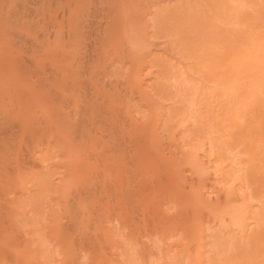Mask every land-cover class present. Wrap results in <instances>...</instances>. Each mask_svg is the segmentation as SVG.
<instances>
[{
  "label": "rangeland",
  "instance_id": "rangeland-1",
  "mask_svg": "<svg viewBox=\"0 0 264 264\" xmlns=\"http://www.w3.org/2000/svg\"><path fill=\"white\" fill-rule=\"evenodd\" d=\"M4 1L6 4H8V6L14 2V0ZM17 1L19 2V0ZM89 1L90 2L87 3L88 5H92L94 2H96L94 0V2L91 0ZM136 1L138 6H135ZM136 1L130 0L129 4L131 3L134 5L130 4L129 7L132 8L134 6L133 9L137 8L138 11L135 9V15L137 14V16H139L138 18L141 20L143 18L142 16L145 18V12L143 11L147 10L148 5L155 1L158 2L157 4L160 3L159 7L162 8L166 18H169V21H172V23H169V25L174 32L173 36H178L177 38L180 40V43L178 42L177 45L176 43H174L175 45H172L170 42L173 43V41L170 40V42H168L169 40L167 38H164V40L163 38H152L149 33L147 34L148 36L146 35L147 37H150L154 40V42L151 41V45L154 43L153 46H155V49L154 47L150 46L148 43L149 41L147 42V44H149L147 46L151 49H154V51L158 49L157 51H159L160 54H164L166 61L168 60L170 62L167 63L170 64V66L169 64L168 66L170 67V71H172L171 74L176 76L174 77L176 81L178 77L180 80L182 79L180 83V80H178L177 83L179 85L175 83V85L178 86H173V92H170V95L171 93H175V95L173 94L174 98L172 100L169 99L165 101L160 98V101L159 98L154 96L155 99L157 98L160 101L158 102L156 100V104L161 102L163 104H168L170 100V103H175V105L171 104L173 106V111L175 112H173V118H171L173 115H170L171 117H169V115H165L166 113L168 114V112H165V110L168 111L167 104V109H165V105L158 108L153 102V105L155 104L154 111H156V113L154 111L152 112V109L148 107L149 104V106H151V101H145L147 99L141 100L142 97L140 93L137 92L138 89H135L137 88V84H134L132 82L133 80H127L131 78V75L129 76L125 71H128L130 74V65H132V62L130 59L131 57L126 55L125 52H127L129 49V47L126 49L127 46L131 44L126 41L125 44L124 42L121 45L118 44V48L116 49L115 42L113 43V41L103 37L104 33H108V31L105 30L107 28L106 24H108L107 21L109 22L107 19H110L108 16H111L112 14L109 13L110 15L106 16V10L104 11L102 9H106V4L108 5L110 0H99V3L96 2L97 5H99L102 9H98L101 12V15L99 14L98 16L101 17L94 18L96 22H94L95 33H82L81 35H89L90 37L85 36L83 38L80 35L79 37L81 40H75L70 44V47L66 51L67 58L64 60V62L67 63L64 64V62H62V68L61 65H59V62H57V58H55L57 55L54 57V53L58 54L60 51H58V49L61 48L62 45L61 41H58L57 36L55 35V21L53 22V34L50 36L47 35V37V33L45 34L44 32V34H41L37 37V43L35 42L36 44H34L33 42L36 36H30L26 31V29L30 31V25H25V28H22V24L24 25L25 23H28L24 22V19L26 18L21 16V28L18 26V23L15 24L17 21H13L15 20L13 17L12 21L11 18H9L12 24L17 26V29L19 27V31L16 29L15 25L9 28L8 26H11V24L6 26V23L9 21L5 22L8 17L6 15L9 14L8 12H5L7 11V5L3 4L5 9L3 7V9L0 8V18L2 19H0V22L2 21L1 24H3V26L1 25L0 28V50H5L7 48L8 50L10 49V51L13 53V56L14 53H16L15 58L18 51L21 52H18V54H22L24 52V54H22L23 57L20 55V58L22 57L24 62L18 58V55L17 59L24 64L22 66V70L23 72L27 73L23 74L22 70H19L17 72L18 78L16 81L21 83L23 80H25V83H21L23 87H25L24 84H26V82L28 83V80H31V78L33 81L37 76L46 75L45 72L52 75L53 80L55 78L54 81L56 82V84L51 85L53 87V113L56 111V114L53 115H56L55 118H57V114L61 112V114L65 115L67 121L75 118V120H72L77 123L76 118H78L79 122L78 124L75 123V125L73 124V121L70 122L69 125L64 124L67 127L65 130L55 131L53 127V135L48 134L44 136L43 138L46 142L43 144L39 142L40 138H30V136L27 134L24 135V138L23 136L20 137V139L17 138L18 136L15 129L13 130L16 132L15 141L14 139H11L10 136L12 135H9L7 139L8 143H15L17 139H19L15 144L21 145L20 147L24 150L23 152L28 155H36L39 161H44L46 164L45 175L47 177L48 185L45 190L38 193L36 201H23L18 204L16 207V213H18V218L20 221L17 222V215H12L14 227L16 226L18 232L23 235V237H28L29 235L27 234H30L31 237L36 238V243H34V245L32 243L26 247H19L14 243H8L9 246L11 245L10 247L8 246L9 249L7 246L5 247V255H8L2 256L6 257L4 260H7L8 262L10 261L9 263H12L16 257H19L20 259H17L20 261H14L15 264H104V262L107 261L111 255L115 256V253L119 251L117 247V244L119 243V237L115 233H112V235L109 237L101 236L100 234L97 235L96 233L98 232L99 226L102 222L103 225H112L116 220L110 218V221L107 222V220L103 221L102 219V222L100 221V223L96 216L91 218L86 216L88 215L89 208H91L92 205L89 203V199L86 197V193L84 192V184L88 181L91 175L96 173H103V175H106L105 177L111 180L112 177H114V170L110 165L111 162L109 163L106 160V165L104 166L95 167L91 165L93 162L92 154L95 151L101 149L103 145L112 143L110 141L111 139L106 140V142H99L97 134H100V129H103L102 134L107 139L109 136L107 130L108 126L111 121H115V117L117 118L116 121L118 122V120H122L124 117L126 119V114L129 113V115L131 114L130 116L134 118L136 117L137 119L142 118L144 121L141 119L140 121L147 123V120L155 119V117L160 114V112L157 111H160L161 109V113L163 112L162 114L164 118L161 114L162 118L155 119L156 123L154 122V124H156V126L159 127L158 129H160L159 125L162 124L161 121H163L165 118L166 123H169L168 125L164 124L162 132H158V134L160 133L158 135L159 137H157L159 143L156 142V144L160 145V151L163 152L162 154L165 156L171 155L173 158L177 156V160L183 157L182 155L184 152H189L190 155L189 153H186L187 159L183 161L185 159L184 157L183 160L180 161L179 165L175 166L176 168H174V171H176L175 180L179 179L178 182L175 183L176 181H172V185L165 186L162 189L154 187L156 185H153L155 183H153V181L158 176L160 177V175L164 176L161 173L163 171L161 165L163 164L161 162L159 163L157 160H154L157 156L153 155V158L147 155L146 157L140 156L142 159L139 158V160L141 159V162L138 161L139 164H137V175L140 173V177H138L140 180L142 178V180L145 181L144 183H146L145 188L147 186L148 189L144 188V191L146 190L150 193L152 192L151 190L154 191L156 188L155 190H157V192H154L157 193L156 195H158V198L165 201L168 200L167 202L170 201L169 203L172 202V206L174 202L171 201V199L179 196L181 201L185 204H183V206L182 202L180 203L181 205L179 204V207H183V209L182 207L180 208V212H185L186 210L188 213L187 216L191 215L190 210L193 206L192 204H187L188 200H186V195L190 193L192 194V190L195 191L197 187H199L201 192L197 189L198 192H203L202 195L204 194L202 201H206H204L203 205L201 204V206L198 204L199 211L201 210V212L199 214V222L197 224V228L199 227V230L197 228L195 229L196 235L194 238L198 239L196 240L193 237H190L191 235L189 233H186L185 235L184 231L181 230V232L179 230L181 229L179 228V225L175 227L176 223H181L180 220L187 217L186 212L184 215H182L184 213L183 212L181 213L182 216H179L180 220L174 218H178L177 215H180L178 212V205H176L177 208L175 207V210L172 207H170L171 209L169 208V210L167 209V211L171 210V213L168 212V214H170L169 223L171 222V219L174 220L171 222L172 224L168 225V217L166 222L167 224H165L169 228H166V231L164 230V233H159V235L154 232L152 218L149 217L151 213L149 208L151 206V201L149 199L150 194H147L146 199L143 198L146 200L145 202L142 201V197L139 199V201L137 200L138 203L142 201L141 206L138 203L137 205H139V207L136 206V209H139L137 212H140L138 214L141 215L143 212L145 215L144 220H137L134 229L135 237L137 238L136 241L139 242L137 243V248L139 249L142 246L141 242H145L149 252L146 250L145 253H148H144L145 256H143L142 252L144 251H142L140 248L141 250L139 251L141 252L139 255V251L136 248V252L138 251L136 253L137 255L135 253L130 254L132 259L131 264H264V0ZM84 3L86 2H83V4ZM54 4L56 6L58 5L56 3ZM99 6L97 7L99 8ZM36 7L37 5L34 6V8ZM150 8L154 10L156 7L151 6ZM19 10L20 7L18 5L17 14H15V18L18 20V22L20 16L16 17V15H19ZM55 10L53 9V12ZM4 12L6 15H4ZM136 12L140 14L143 12L144 14L140 16ZM1 15L4 16V18ZM147 17L148 14L146 18ZM96 19H99V22L101 23L97 24L98 20L96 21ZM141 20H139L140 27L143 26V20ZM7 27L9 28V32L8 29H6ZM14 27L16 29L15 31H18V33H11L12 30L10 31V29L13 28L14 31ZM104 30L106 32H104ZM81 32H86V30L83 29ZM15 33L18 34L17 36L20 38V40H17V36L13 35ZM98 35H100L99 39H97ZM104 35L106 37V34ZM29 36L33 41H31V39L29 40ZM23 37L27 38L26 43H21V39H23ZM10 38H15L14 46L12 43L13 40L10 41ZM83 39H85V44L83 43L84 41H82ZM56 40L59 46L58 48ZM92 40H94V44L92 43ZM76 41L77 43H75ZM90 43L95 45L96 48L98 46L101 49H96L95 46H90L91 52L88 51ZM97 44H100V46ZM121 46H123V48L126 46L125 49L127 51H125V49L122 50ZM12 47L15 49L18 48V51L14 48L13 49L15 52L12 51ZM19 47L22 51L19 49ZM22 47L24 48L22 49ZM131 47L129 51L132 49L135 51L133 44ZM30 49L32 51H30ZM33 49H35V51L37 50L36 53ZM98 49L99 51L101 50V54L98 53ZM120 49L122 52L125 51L123 53L125 56L122 54L124 57L123 66L120 67V70H123V74H121L122 76L119 75V77L118 75L116 76L118 79H120L119 82L116 81V83H112L110 81L116 80L114 79L115 75L114 78H110L111 76L113 77V75L108 76V74L103 73L106 75L105 76L102 74V72L103 70H106L105 66L109 64L112 57L116 55V53H122ZM95 50L98 51H96V55L98 53L97 58L99 60L96 61V56V59L94 60L97 63H94V60H92L93 62L88 60L87 62H90V64L88 63L90 65L89 66L86 63V59H88L87 57H89V54L91 53L93 57ZM38 51L44 54L40 55L41 53H38ZM131 52L135 53L133 51ZM131 52H129V54ZM27 54L33 55L34 62H31L32 58L29 57L30 55L27 58ZM52 54L53 58L49 60V58L52 57L50 56ZM136 54L138 53L136 52ZM24 55L25 59H28V63H25ZM126 57L127 59H125ZM30 58L31 60H29ZM50 61L53 63V67L51 65L52 63L50 64ZM30 62L32 64L37 63V65L34 66ZM56 64L59 65V67ZM24 66H28V70L24 69ZM143 67L145 69V66ZM41 68H45V71L43 70V74L41 73ZM59 68H61L60 70L62 73L60 70H58ZM147 68V70H143L144 72L141 70V75L144 76H139L140 78H138L139 84L141 86L144 80L145 82L143 85L148 83L149 79H152L153 74H150L148 71H154L155 68ZM33 71H37V73ZM59 71L61 74L65 75H63V80L58 81V78H61L59 77L61 76ZM173 72L177 75H174ZM72 73L74 74L73 80L71 79L73 78ZM69 74L72 76L70 79L68 78ZM168 74L170 75V73ZM26 75H29V78ZM56 76L58 77L57 81ZM96 76H105L112 80H107L106 78L105 80L109 81L107 82L104 80L105 77H102L103 81H101V78L99 80V77ZM95 78L99 81H97ZM90 80H96L97 84L99 82V86L100 82L103 83V86L106 84L107 87L105 86V88H108L107 90H109L110 87L114 88L112 86L114 84L116 85L115 87H117V89L111 88V90H117V92L120 90L121 92H119L123 93L121 94L122 97L119 92L117 94V97H119L120 100L124 102L123 103L119 100V103L122 102L120 104L122 106H120L118 103L117 106H119V108L115 106V102L117 103V101L114 102V110L117 108L118 110H115L116 112L121 110L118 112V114L110 115L107 112V115L103 113L101 116V118L107 117V119H101L100 117H98L100 119L99 121L93 120L96 117L91 120L89 119L87 100L89 99L91 93L88 91V96H86L85 94L87 92L85 93V90L90 86ZM54 81L53 83H55ZM61 81H63V83H61ZM73 81L75 84H70ZM65 82L67 84L69 82L68 85H71V90L68 85L66 86V88H68L67 90H70V92L68 91L69 94L64 91L66 90L64 87L65 85H63ZM85 83H88V86L87 84V87L85 86L86 88L84 87ZM107 83H111V86ZM60 84L64 88V90H62L68 95H64L65 93L62 94L63 91L60 92L61 88L59 90V94L61 95L58 94L57 90L59 87L57 86ZM54 85H56L58 89ZM132 85H135L134 88ZM131 88L136 90V92L132 91ZM89 89L92 91V88H88V90ZM177 91L178 94H176ZM113 92L116 93V91ZM84 96H86V99ZM60 97L62 100H66V98L68 100H66V102L61 101ZM23 99L24 98H22V101ZM116 100H118V98H116ZM8 101L9 98L6 97L4 99V102H6L5 107L10 110H13L14 108L16 109V107H13L14 103L10 105L11 103L8 104ZM104 101V105H106L108 100L106 101L105 99ZM44 102L46 104H44ZM147 103L149 104L147 105ZM47 104L48 103L46 100L28 101V99H26L25 101L24 99L23 102L18 104V110H21L22 114L24 115H34V117H41L45 115L44 111L46 113L49 109ZM69 104L72 108L69 107ZM171 105L169 104V106ZM42 106H48V109L44 107L42 108ZM114 106H112V108ZM172 106L169 108L172 109ZM2 109H4L3 104L0 103V111H2ZM42 109H44L43 112ZM83 110L85 112H83ZM66 111L69 112L67 116ZM70 111H74L73 113L75 115L71 114ZM119 115L122 116V118L120 117L121 119L118 117ZM70 116L73 117L70 118ZM153 121L154 120H152V122ZM57 122L59 124H63V122L59 120H57ZM71 123L74 126H81V124L82 126L84 124L88 125H85L84 127L81 126V128L79 126L80 129L77 126L76 128L81 130L79 131L77 129L72 130L70 127L72 126ZM149 125L153 126L151 123H149ZM193 125H195V127ZM156 126L153 127L155 128ZM193 127L194 130H196L192 133L189 129L192 130ZM117 129H119V127ZM76 130L77 132H80L77 135V132H74ZM161 130L162 129L158 131ZM188 132L190 134L192 133V136L186 134ZM194 132L196 134H194ZM11 133L14 134V132ZM190 137H194L195 139H191ZM50 141L52 143H50ZM148 145L145 147V149L150 150L148 149ZM159 145H157V147H159ZM149 147L151 148V145ZM179 152H183L180 154L181 157L178 155ZM147 157L150 158L148 159ZM10 158L12 159V163H14L15 157L13 154L10 155ZM143 159L146 161H143ZM143 162L145 164L141 165ZM72 166H75V169L73 168L75 172L72 169ZM139 166L141 170L140 172ZM155 166L160 172L155 169ZM70 169H72L71 173L73 176L69 173ZM64 171H66L67 174H70L71 176L69 177V175H65ZM63 175L67 179L72 177L75 180L77 178L75 180L76 183L74 182L75 186L73 185L72 178L70 179L72 182L71 183L67 181L65 177L62 178ZM62 180H65L66 183H71V185L67 184L66 188L61 187V184L58 183H60ZM11 182H14V180ZM147 182L149 183L148 185ZM176 184H178L179 187ZM81 185H83V187ZM70 186H73L71 190L69 189ZM10 187H12V185H10ZM20 188V185L14 186L10 194L8 191L6 196L8 195L9 197H12L14 195H20ZM149 188H151V190ZM199 201L202 202L201 199ZM149 203L150 206L148 205ZM113 204V196L105 194L101 203L103 206V208L101 207V211L107 214H113ZM230 207L232 209H229ZM237 209L239 211H235ZM148 210L150 211L149 213L147 212ZM237 212H239V214L241 213L242 215H238ZM175 221L177 222L173 223ZM171 225L174 227V229ZM160 229L161 228L158 227L159 232ZM34 231H37L38 234H34ZM80 233L99 239H97V241L93 239L95 243L93 240V242L85 243L84 240H82L83 242L81 241L80 238L82 236L79 237ZM193 235L194 234H192V236ZM6 250H8L7 254ZM67 251H70L74 256L76 261L74 260L73 256H69L71 259L73 258L74 263H69L70 261H67L69 258V254L67 257L65 256L66 253H68ZM0 261L3 262L2 258Z\"/></svg>",
  "mask_w": 264,
  "mask_h": 264
},
{
  "label": "bare ground",
  "instance_id": "bare-ground-1",
  "mask_svg": "<svg viewBox=\"0 0 264 264\" xmlns=\"http://www.w3.org/2000/svg\"><path fill=\"white\" fill-rule=\"evenodd\" d=\"M3 1L4 0H0V8H2V7L4 8L3 4H6L5 1H4V3H3ZM91 1H93V0H91ZM94 1L98 2L99 0L98 1L94 0ZM134 1H136V0H134ZM9 2H12V1H9ZM83 2H86V3L83 4ZM89 2H90L89 0H88V2H87V0H85V1L84 0H21V4H20V0H19V2L17 0H14V2L10 6H8V4H6L7 7L5 6L7 11H5V10L4 11L8 12L10 15L8 13H7L8 15H6L5 12H4L5 14L4 13L3 14L8 16L7 17L8 20L5 18L6 19L5 22L6 21L11 22L14 18L15 20H13V21H15V22L17 21L16 23L15 22L14 23L15 24L18 23L19 27H20V24L22 23V22H20L22 19L21 16L23 18H26V19H24L25 21L24 20H22V21L28 22L29 24L28 23L27 24L25 23L24 25L22 24V26H23L22 28H25V25H30L29 26V28L31 27L29 29L30 31H28V29H26V31H27L28 35L36 36V38L33 42L34 44L37 43L36 39L39 35L44 34V32H45V34L47 33L46 36L47 35L50 36L53 34V30L55 29V35L57 36V40L61 41L62 45H61V48L58 49V51L60 50L59 52L56 50L58 52V54L54 53L55 54L54 57L57 55V57H55V58H57L56 60H57V62H59V65H61V68H62L63 67L62 62H64V60H66V58H67L66 51L70 47V44L73 43L75 40H81L79 36L82 33H86V34L95 33L94 24L96 22H95L94 18L101 17L98 15L99 14L101 15L100 10L102 8L99 5H97L96 2H94L96 4L93 3L92 5H88L87 3H89ZM129 2H130V0H110L109 4L108 5L106 4V9H104V8L102 9L104 11L106 10L105 11L106 16L112 14L111 16H108V18L110 17V19H107V20H109V22L107 21L108 24H106L107 28L105 30L108 31V33L104 30V32H106V33H104V34H106V37L104 34H103V37L113 41V43L115 42L116 43L115 44L116 49L118 48V44L121 45V44H123V42L125 44L127 41L129 44H131V45L133 44L135 51L133 49L129 51L131 45L127 46L126 49H128V47H129L128 51L125 49L126 46L123 48V46H124L123 45V46H121L122 47L121 49L122 50L125 49V51H127L128 53L125 51L122 52V50L120 49L122 53H116V55H114L112 57L109 64L107 66H105L106 70L105 71L103 70L102 74L105 73V74H108V76L113 75V77L111 76L110 78H114V75H115V78H114V79H116L115 81L108 78V77H105L106 76L105 74H103L105 76L99 77L100 76V74H99V76H96V77H99V80L101 78V81H103L102 77H105L104 80L106 78H107V80L110 79V80H112V81H110L112 83L113 82L116 83V81L119 82L120 79H118L116 76L118 75V77H119V75L122 76L121 74H123L122 73L123 70L121 71L120 67L123 66V58H124L123 53L125 52L126 55H129V57H131L130 59L132 62V65H130V63L128 62L129 65L131 66L130 74L128 73V71H125V72H127V74L129 76L131 75L130 77L132 79L130 78L127 80H129V81L133 80L132 82L134 84L135 83L137 84V88H135V89H138L137 92L140 93V95L142 97L141 100L147 99L145 101H148V102L151 101V103H152L151 106H149L150 105L149 103H147V105L149 104L148 107H150V109H152L151 111L153 112L155 110L154 105L156 104L155 103L156 100L158 102H160L161 101L160 98L165 100V101H167L169 99L172 100L174 98L173 94L175 95V93H171V95L173 96L172 97L170 95V92H173V89H174L173 86L179 85L177 82H178V80H180V78L178 77L177 81H176V79L174 78L176 76H173L171 74L172 71H170V67H169L170 62L168 60L166 61L165 55L162 53L160 54V52L157 51L158 49H156L157 52L154 51V49H155V46H153L154 43H153V45H151L152 42H154V40L152 38H157V39L167 38L169 40L168 42H170V40L173 41V43L170 42L172 45H175L174 43H176V45H177L178 42L180 43V40L177 38L178 36L177 37L173 36L174 32H173L172 28H170V25H169V23H172V21H169L170 19L166 18V15L162 11V8L159 7L160 3L157 4L158 2L155 1L152 4L148 5L147 10L143 11V12H145V18H144V16H142V14H144L143 12H142V14L136 12L140 16L143 17V18L141 17L143 20V23L141 22L143 26L141 25L142 27H140V24H139L140 21L139 20H141V19L138 18L139 16H137V14L135 15V9H136V11H138V10H137V8L133 9L134 6L132 8H130L129 5L131 3L129 4ZM17 3H19V4H17ZM54 3H56L58 5L56 6ZM133 3H135V2H133ZM137 4L138 3L136 1L135 6ZM18 5L20 7V10L18 13L19 15H16V17L20 16L19 22L15 18V14H17V6ZM35 5H37L36 8H34ZM131 5H134V4H131ZM97 6H99V8ZM108 6H109V8H108ZM151 6H153V7L155 6L156 8H154V10H153L150 8ZM38 7H40V8H38ZM55 8H56V10H55ZM53 9L55 10L54 12H53ZM98 9H100V10H98ZM102 14H103V12H102ZM147 14H148V17L146 18ZM12 15H14V16H12ZM9 16H11V17H9ZM2 17L4 18V16H2ZM9 18H11V21ZM54 21H55V23H54L55 28L53 29V27H54L53 22ZM96 21H97V24L101 23V22H99V19H96ZM9 22L6 23L7 24L6 26H8V24L9 25L11 24V26H8L9 28L13 27L15 25V24L13 25L12 22L11 23H9ZM1 23H2V21L0 22V28H1V25L3 26V24H1ZM8 27L6 29H8V32H9ZM15 27L17 29L16 25H15ZM15 27H14V31H13V28L10 29V31L12 30L11 33H13V32L18 33L19 27L17 29L18 31H15L16 30ZM177 28H179V27H177ZM83 29L86 30V32H81ZM33 31H34V33H33ZM148 33L152 38L147 37ZM13 35L17 36L18 34L15 33ZM83 35H81L83 38L85 36H89V35H85V36H83ZM15 36H13V37H15ZM30 36H29V40L31 39V41H33L32 38H30ZM99 36L100 35L97 36L98 37L97 39H99ZM11 38H10V41L13 40L12 43L14 46L15 38H13V39H11ZM148 38L151 40H149ZM87 39H88V37H87ZM167 39H166V41H167ZM17 40H20V38L18 36H17ZM57 40H56V44H57ZM84 40L85 39H83L82 41H84ZM176 40H178V41H176ZM92 41H93L92 43L94 44V40H92ZM144 41H145V43H144ZM26 42H27V38L23 37V39H21V43H26ZM79 42H81V41H79ZM147 42L150 44V46L154 47V49H151L150 47H148L147 45H149V44H147ZM75 43H77V41ZM83 43L85 44L86 42L84 41ZM92 43H90L88 51H90V46H95V45H92ZM99 43H100V41H99ZM101 44H102V41H101ZM97 45L100 46V44H97ZM58 47L59 46L57 44V48ZM9 48H11V47H9ZM13 48L14 47H12V49ZM23 48L24 47H22V49ZM95 48H96V46H95ZM97 48H100V47L97 46ZM14 49L12 51L15 52V50H17L18 48L15 50ZM19 49H20V47H19ZM33 50L36 53L37 50L36 51H35V49H33ZM30 51H32V50L30 49ZM96 51L97 50H95V54H93L94 58L92 57V53L89 54L90 56L88 55L89 57H87L88 59H86L87 64L88 63L90 64V62H87L88 60L93 62L92 60H94L98 57L97 56L98 53L101 54V52H100L101 50L99 51V49H98L99 52L97 51L98 52L97 55H96ZM131 51H133L135 53H132ZM18 52H20V51H18ZM18 52H17V55L19 57L16 55V58H15L16 53H14V56H13V53L10 51V49L8 50V48H7L5 50H0V103L3 104V108H4V109H2V111H0V259L2 258V260H3V262L0 261V264H12V263L15 264L16 260L20 261L19 257H16L14 259L15 262L12 261V263H9L10 261L8 262L7 260L6 261L4 260L6 257H3V256L8 255L7 254L8 250H6L7 255H5V247L7 246V248L9 249V247L11 246V245L9 246L10 243H14L16 246H19V247L20 246L26 247L32 243H33V245H34V243H36V238L31 237L30 234H27V235H29L28 237H23V235H21L18 232L16 226L14 227L12 215H14V214L17 215V222L20 221V219L18 218V213H16V207L18 206V204L23 202V201H29V202L36 201L38 193L45 190V188L48 185L47 177L45 175L46 164L44 163V161H42V162L39 161V159L36 157V155L26 154L25 152H23L24 150L20 147L21 145H18L15 143L20 139V137L23 136V138H24L25 137L24 135L27 134L30 136V138H34V139L36 137L40 138L39 142H41L43 144L44 142H46L45 139L43 138L44 136H46L48 134L53 135V127H54L55 131L65 130V129H67V127L65 125H67V124L69 125L70 122L75 120V118L74 119L72 118L73 120L71 119V120L67 121V119L65 118V115L61 114V112H59L57 114V116H58L57 118H55L56 115L55 116L53 115V114H56L55 113L56 111L53 113V91H52L53 87L51 85L56 84V82L54 81L55 78L53 80L52 75L45 72L46 75L37 76L33 81L31 78V80H28V83L26 82V84H24L25 87H23V85L21 84L22 82L25 83V80H23L21 83L16 81L18 78L17 72L19 70H22V68H23L22 66L24 65L23 63H21V61H18V59H17V57H18L20 60H22V62H24L22 59V57H23L22 54H24V52L22 54H20L21 52L18 54ZM129 52H131L130 53L131 55L129 54ZM136 52L138 54H136ZM38 53H41V52L38 51ZM43 54L44 53H41L40 55H43ZM20 55L22 56L21 58H20ZM29 55L27 54V58H28V56L31 57L32 58L31 62H34L33 61L34 53H33V55H31V54H29ZM50 56H52V57H50L49 60H51V58H53V54ZM95 56H96V58H95ZM99 56H101V55H99ZM31 58L29 60H31ZM24 59H25V55H24ZM78 59H79V57H78ZM125 59H127V57ZM97 60H99V59L97 58L96 61ZM52 61H53V59H52ZM96 61L94 60V63ZM26 62L28 63V59H25V63ZM167 62H169V63H167ZM51 63L52 62L50 61V64ZM65 63H67V62H64V64ZM86 63H85V65H86ZM94 63H92V64H94ZM168 64H169V66H168ZM25 65H27V64H25ZM32 65L35 66V65H37V63L32 64ZM51 65L53 67V63ZM59 65H57V66L59 67ZM143 66H145V69L147 67L155 68L154 71L153 70L148 71V72H150V74H153V75H152V79L151 80L149 79V82L144 84L145 86L143 85L145 80H144V82L142 80V82H143V83L141 82L142 86L139 84V80H138V78H140L139 76H141V77L144 76V75H141V70H142ZM24 67H25L24 69L28 70V68H27L28 66L27 67L24 66ZM105 67H104V69H105ZM61 68H59L58 70H60ZM44 69L41 70L42 74L45 71ZM145 69L143 67V70H145ZM60 71H59V73H60ZM92 71H93V69H92ZM22 72H23V70H22ZM33 72L37 73V71H33ZM26 73L27 72H23V74H26ZM61 73H62V71H61ZM168 73H170V75ZM56 74H58V73H56ZM147 74H149V73H147ZM175 74L176 73H174V75ZM63 75H65V74H61V76H59L61 78H58L56 76V81H57V78H58V81L63 80ZM72 76H73V78H71ZM72 76H71V74H69L68 78L69 79L71 78L73 80L74 74ZM27 77L29 78V75ZM75 77H76V75H75ZM28 78H26V79H28ZM141 79H143V78H141ZM52 80L55 83H53ZM72 80H70V81H72ZM96 80H93V81L90 80L91 83L89 84L90 85L89 87H87L88 83H85L84 87L87 84V86H86L87 91L85 89L84 90H85V93L87 92L85 94L86 96H88L87 95L88 91L91 93V95L89 96V99L87 100V104H88V108H89V119L91 120V119L96 117L93 120L99 121L100 119L98 117L101 118L103 113L106 114L108 112V114L114 115V114H118V112L121 111V110H119L118 112H116L118 110V108L115 109L116 111L114 110L115 106L118 105L119 100H120V98L117 97V94L120 90H118V92H117V90H113V91H116V93H114L111 90L112 87H110L109 90H107L108 88L107 89L105 88L106 84H105V86H103V83L100 82V86H99L98 85L99 82L97 84V81H99V80H97V81ZM107 80H105V81H107ZM30 81H32V82H30ZM181 81H182V79L179 81V83ZM107 82H109V81H107ZM61 83H63V81H61ZM175 83H177L178 85H175ZM68 84H69V82H68ZM68 84L65 82L63 85H65L64 87L66 88V86ZM70 84L74 85L75 83L73 81ZM110 84H108V85H110ZM118 84H117V86H118ZM54 86L56 87V85H54ZM70 86L71 85H68V87L71 90L72 88ZM112 86L114 87L112 89H115V88L117 89V87H115L116 85L113 84ZM130 86H131V84H130ZM132 86L134 88L135 85H132ZM22 87H23V89H22ZM57 87H59V89ZM57 87L56 88L58 89L57 90L58 94L64 90V88L62 87L61 84ZM60 88H61V91L59 92ZM88 88H92L91 89L92 91H90V89L88 90ZM67 89L68 88H66V90H64V91H66L69 94L70 90H67ZM64 91L62 92V94L65 93ZM132 91L136 92V90H133V89H132ZM120 92H119L120 95L123 94ZM68 94L65 93L64 95H68ZM133 94H135V93H133ZM176 94H178V91ZM59 95H61V94H59ZM86 96H84L85 99H86ZM114 96L116 98H118V100H116V98ZM137 96L140 97L139 95H137ZM154 96L159 98L160 101L157 98L155 99ZM6 97L9 98L8 104L11 103L10 105H12L14 103L13 107H16L17 111L15 108L13 110H10L7 107H5L6 102H4V99ZM121 97H122V95H121ZM22 98H24L25 101H26V99H28V101H34V100L44 101V100H46V102L48 103L47 105L49 107L48 106H46V107L42 106V108L48 107L49 109L47 108L48 109L47 112L45 113V111H44L45 115L41 114V115H43L41 117L40 116L34 117V115L33 116L32 115H24V114H22L21 110L20 111L18 110V106H19L18 104L24 101V99L22 101ZM67 98H68V96H67ZM67 98H66V100H68ZM105 99H106V101L108 100V102H106L107 103L106 105H104ZM66 100L65 99L62 100V98H61V101L66 102ZM115 101H117V103ZM120 101H122V100H120ZM170 101L168 102V104L166 103L168 106L165 103L163 104L162 102H161L162 104L158 103L155 106L160 108V106L163 107V105H165L164 106L165 109H167L166 108V106H167L168 111L165 110V112H168V114L166 113L165 115L166 116L169 115V117H171L170 115H173L171 117V118H173L175 112L173 111V106L171 104L175 105V103H170ZM114 102L116 105L114 104ZM122 102H120L119 105ZM153 102L155 103L154 105H153ZM174 102H175V99H174ZM84 103H85V101H84ZM44 104H46V103L44 102ZM85 104H84V108H85ZM169 104L172 106V109L169 108V107H171V106H169ZM152 105H153V108H152ZM112 106H114V107L112 108ZM120 106H122V105H120ZM69 107H70V104H69ZM117 107H119V106H117ZM70 108H72V107H70ZM43 110L44 109H42V112H43ZM84 110H83V112H85ZM74 111H70L71 114L75 115L73 113ZM154 112L156 113V111H154ZM157 112H160V114L157 113V114H159L157 116L155 114V116L158 117V118L155 117V119H159V118L161 119L163 116V114H162L163 112L161 113V109H160V111H157ZM68 113L69 112L66 111V116L68 115ZM161 114H162V116H161ZM126 115H127L126 119L124 117L122 120H118V122H117L116 121L117 118L115 117V119H114L115 121L114 122L111 121V123L109 124L108 129H107L108 134H109L107 139L102 134L103 129L102 130L100 129V131H99L100 134H97V138L99 139V142L100 141L106 142V140L111 139L110 141L112 143L103 145V147L101 149L95 151L92 154L93 162L91 163V165H93L95 167L104 166V165H106V160L109 163L111 162L110 165L112 166V168L114 170L113 171L114 177H112V180H111V179H108L107 177H105L106 175H103V173H101V174L96 173V174H93L90 176V178L86 182L87 184L85 183L86 185L84 184V192L86 193V197L89 199V203L92 205V207L89 208L88 215H86V216H88V218L96 216V218H97V220H99V222L100 221L102 222V219H103V221L107 220V222H109L110 218L116 220L115 223H113L112 225H107V224L103 225V222L102 223L100 222L101 225L99 226V230L96 233L97 235L100 234L101 236H105V237H109L112 235V233H115L119 237V243L117 244L119 251H117L115 253V256L111 255L107 259V261L104 262V264H106V263L107 264H131L132 259L130 257V254H133V253L136 254L141 249H142V251H144V252H142L143 256H145V254H147L149 252L148 248L145 245V242L144 243L141 242L142 243L141 244L142 246L140 247L141 249L137 248V243H139V242L136 241L137 238L135 237V232H134L137 220L138 219L144 220V218H145V215L142 212V210H141L142 214L139 215L138 213H140V212H137V211H139V209L138 208H137L138 210L136 209V206L139 207V205H137V203H138L139 199H141V197H142V201L145 202L146 200H144V199H146L147 194L148 195L150 194L149 199L151 202L150 201L149 202L151 203L152 208H151L150 203H149L148 205L150 206L149 208L151 210L149 217L152 218L153 230L157 234L164 233V230L166 231V228L167 229L169 228L168 226H166V224H167L166 222H167L168 217H169L168 225L172 224L171 222L174 220V219H171V222L169 223L170 214H168V212H170L171 210L167 211V209L169 210V208L172 207L175 210V207L177 208L176 205H178V207H179V204L182 202L180 197L176 196V198L171 199V201H173L175 203V204L173 203V206L175 205L173 207L171 205L172 202L169 203L170 201L167 202L168 200L165 201V200H161L158 198V195H156L157 194L156 193L157 190H155L156 188L154 189V191H156V192L151 190V188H149L152 191L150 193L146 190L144 191L146 183H144L145 181H143L142 178H141L142 181L140 180V178H139L140 173H139V175H137V172H138L137 171V166H138L137 164H139L138 161H140L142 159L140 156L146 157V155H147V156H150L151 158H153V155L157 156V157H155L154 160H157V161H159V163L161 162L163 164V165H161L162 169H163V171L161 173L164 176L160 175V177L158 176L154 181L152 179V181H153V183L155 182L153 185H156V186H154V187H157L158 189L159 188L162 189L165 186L172 185L174 181H176L175 183L178 182L179 179L175 180L176 179V177H175L176 171H174L175 170L174 168H176L175 166L179 165L180 161L183 160L184 157H185V159L183 161H185L187 159L186 153H189V152H186V153L185 152L184 153L179 152L178 155L183 153V155H182L183 157H181V155H180L181 158L178 160L176 158L177 157L176 155H175L176 157L173 158V156L171 157V155L165 156L164 154H162L163 152L160 151L161 147L159 144H156V142L159 143L157 140V137H159L158 135L160 133L158 134V132H162L164 124L168 125V123H169V122L166 123V118L164 120L162 119L164 122L161 121L162 124L160 123L161 125H159L160 129H162V130L158 131L160 129H158L159 127H157L156 124H154L155 119H152V120H154L153 122H152V120L149 119L151 122L149 120H147V123L149 122V123H151V125L154 124L153 126H156L157 128L150 126L149 123L147 124L145 122H142V121H144V120H142V118H140L142 120V121H140V119H137L135 117L137 120H139V121H137L134 117L130 116L131 114L129 115V113H128ZM153 115H154V113H153ZM71 117H73V116H70V118ZM118 117L122 118V116H120V115ZM53 118H55V119H53ZM163 118H164V116H163ZM76 119H77V123L73 121L74 125H75V123L76 124L79 123L78 118H76ZM101 119H107V117H104V118L102 117ZM57 120L63 122V124H59L57 122ZM87 120H88V118H87ZM167 120H169V119H167ZM89 122H87V123H89ZM98 123H100V122H98ZM71 125H72V123H71ZM74 125L70 126L72 130L77 129L76 127L78 126V128H79V126H80V125H77V126H74ZM85 125L87 126L88 124H84L83 126L81 124L82 127H84ZM81 126H80V128H81ZM193 126L195 127V125H193ZM118 127H119V129H117ZM166 127H168V126H166ZM194 127L192 128V130L189 129L190 132L193 133V131L196 130V129L194 130ZM68 128H69V126H68ZM165 128H164V130H165ZM14 129L17 132L18 137L17 136L16 137L19 139H17V141L15 143H13V142L8 143L7 139L9 137V135H12L10 137H11V139H14V141L16 139L15 138L16 132L13 131ZM79 129H77V130H79ZM77 130L74 132H77ZM79 131H81V130H79ZM79 131L76 133V135L80 133ZM11 132H14V134ZM192 133L190 134L188 132L186 134L192 136ZM194 134H196V133L194 132ZM190 138L195 139L194 137L193 138L190 137ZM50 143H52V142L50 141ZM147 145H148V149H150V150L145 149V147H147ZM150 145H151V148L149 147ZM157 145H159V147H157ZM158 148H159V150H158ZM31 149H33V148H31ZM33 152H35V151H33ZM11 154H13L15 157L14 163H12V161H11L12 160L10 158ZM189 155H190V153H189ZM189 155H188V157H189ZM150 157H147V158L149 159ZM139 158H141V159L139 160ZM144 159H146V158H144ZM144 159H143V161H146ZM144 164L145 163L143 162L141 165H144ZM73 168L75 169V166L74 167L72 166V169ZM159 168H161V167H159ZM72 169L69 170V173L71 175H72V173H71ZM155 169L157 170L158 168L155 166ZM140 171L141 170H140V166H139V172ZM74 172H75V170H74ZM158 172H160V171H158ZM60 174H61V172H60ZM64 174L67 176L69 175V177L71 176L70 174H67L66 171H64ZM178 175H179V173H178ZM178 175L176 174L177 177H178ZM64 177L65 176L63 175L62 178H64ZM141 177H143V176H141ZM152 177H155V176H152ZM70 179L66 178L67 181L71 182ZM12 180H14V182H11ZM75 180L73 179V181H72L74 186H75L74 182L76 183ZM71 183H66L65 180H62L58 184H61L60 185L61 187L66 188L67 184L71 185ZM148 184L149 183L147 182V185ZM178 184H176V185L179 187ZM10 185H12V187H10ZM18 185L21 186V188L19 190L20 195H14L12 197L11 196L9 197L8 195L6 196L8 191L10 194L13 187L18 186ZM81 186L83 187V185H81ZM72 187L70 186L69 189L71 190ZM201 187H202V184H201ZM146 188H147V186H146ZM193 189H194V187H193ZM197 189L200 190L199 187H197ZM197 189L195 191L192 190V194L190 193V194L186 195V200H188L187 204L188 205L192 204V206H193V207H191L192 209L190 208L191 209L190 210L191 215L187 216L188 213L185 210L187 217L185 219H183V218L181 220L179 219L182 215L185 214L184 211L180 212L181 211L180 208L184 204L182 202V206L178 208L179 210L176 209V210H178L180 215L177 213L178 218L174 217L177 220L179 219L181 223H176L177 221L173 222V223L177 224V225L175 224V227L179 225L180 226L179 228H181V229H179L180 231L181 230L184 231L185 235H186V233H189L191 235V236L190 235L189 236L193 237V238L196 235L195 229L197 228V224L199 222L198 218H199V214L201 212V210L199 211V205L200 206H201V204L203 205V202L206 201V200L202 201L204 194L202 195L203 192L200 193L201 190H200V192H198ZM105 194H109V195L113 196V200H114V204L112 205L113 214H111V213L107 214V213L101 211V207L103 208L101 203L103 200V196H105ZM226 196H228V195H226ZM219 198H220V196H219ZM230 198H231V195H230ZM200 199L202 202L199 201ZM142 201L140 203H138V204H140V206H141ZM176 203H178V204H176ZM217 204H218V202H217ZM162 205H164V206H162ZM206 206H207V204H206ZM182 209H183V207H182ZM184 209H185V207H184ZM229 209H232V208L230 207ZM235 211H239V210L237 209ZM147 212L149 213L150 211L148 210ZM181 213H183V214L181 215ZM237 213H238V215L241 214V213L239 214V212H237ZM150 221H151V219H150ZM158 227L161 228L160 232L158 231ZM173 229H174V227H173ZM197 229L199 230V227ZM194 231H195V233H194ZM175 232H176V230H175ZM34 234H38V232L34 231ZM192 234H194V235L192 236ZM97 235H95V236H97ZM80 236L83 237V238L82 237L80 238L81 241L84 240L85 243L93 242L94 241L93 239H95V241H97V239H99V238H94V237L92 238V236L84 235L82 233L79 234V237ZM198 236H199V234H198ZM194 239H196V238H194ZM196 240H198V239H196ZM95 241H94V243H95ZM136 248L138 249L137 252H136ZM146 250L148 251L147 253H145ZM67 252L68 253H66V255H65L66 257L68 254H69L68 257L70 255H71V257L73 256L70 251H67ZM140 252L141 251L138 252L139 255H140ZM139 255H138V258H139ZM71 257H69L70 260L68 258L67 261L68 262L70 261L69 263H74V261H73L74 256L72 259H71ZM17 258H19V259H17ZM74 260H75V258H74ZM67 261H66V263H67Z\"/></svg>",
  "mask_w": 264,
  "mask_h": 264
}]
</instances>
